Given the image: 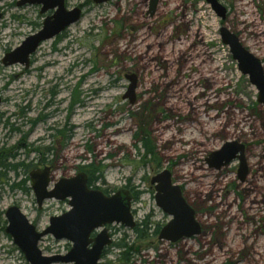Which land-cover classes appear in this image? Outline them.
Returning a JSON list of instances; mask_svg holds the SVG:
<instances>
[{"label":"rangeland","instance_id":"374dc122","mask_svg":"<svg viewBox=\"0 0 264 264\" xmlns=\"http://www.w3.org/2000/svg\"><path fill=\"white\" fill-rule=\"evenodd\" d=\"M18 1L0 0V159L24 165L6 176L0 168V212L16 205L45 231L50 217L70 209L57 199L38 208L30 173L44 168L50 147L51 188L98 167L104 178L93 188L134 195L137 226L108 225L113 243L100 264H264V104L221 37L222 27L237 34L264 66V0H218L226 18L207 0H161L154 18H141L146 0H66L67 9L84 4L83 17L42 43L28 70L4 66L3 57L54 10L41 14L42 5ZM138 27L145 41L136 40ZM127 74L140 76L135 104L123 97ZM42 114L51 117L39 122ZM235 141L245 145L244 182L238 159L220 170L209 163ZM163 170L197 212L201 235L159 239L172 219L158 207L151 181ZM6 225L3 214L0 264H30ZM71 247L52 235L40 242L50 256Z\"/></svg>","mask_w":264,"mask_h":264},{"label":"water","instance_id":"95a60500","mask_svg":"<svg viewBox=\"0 0 264 264\" xmlns=\"http://www.w3.org/2000/svg\"><path fill=\"white\" fill-rule=\"evenodd\" d=\"M66 0H19L17 5L23 7L27 4L42 5L41 14L54 10L47 16L43 27L37 33L28 35L26 39L9 51L3 57L4 66L21 64L28 69L31 57L39 46L53 38H57L71 25L82 18L80 7L67 9ZM97 3L108 0H95ZM218 16L223 18L226 8L218 0H207ZM160 0H151L150 10L155 12ZM0 13V22L3 20ZM221 37L229 46L234 60L238 61V69L242 74L249 76V80L259 91L258 102L264 104V66L262 60L251 53L244 46L242 40L231 30L222 27ZM129 87L123 96L129 98L131 104L137 100V76L127 74ZM0 97V105H1ZM238 159V178L246 181L249 173L245 145L235 142H227L220 150L210 155L211 168L218 170ZM51 170L49 168L34 169L30 173L32 187L37 197L38 208L42 209L46 200L57 199L66 201L69 199L71 208L66 213L50 217V224L45 231H39L35 224L16 205H12L5 212L8 220L6 232L18 248L23 252L30 264H100L103 252L113 242L108 225L122 224L128 228H135V216L132 213L133 195L128 190L121 189L111 195L105 194L101 189H94L88 184V174L77 173L73 177L60 178L50 188ZM155 186V200L160 209L172 216V219L159 233L161 241L171 243L185 238H193L202 234V225L197 219V212L184 196L182 187L177 184L169 170H163L152 177ZM1 216V213H0ZM100 230V231H99ZM99 231L96 236L95 232ZM46 235H52L58 240H69L72 243L67 255H45L40 248V242ZM124 264V263H122Z\"/></svg>","mask_w":264,"mask_h":264},{"label":"flooded vegetation","instance_id":"af4514ba","mask_svg":"<svg viewBox=\"0 0 264 264\" xmlns=\"http://www.w3.org/2000/svg\"><path fill=\"white\" fill-rule=\"evenodd\" d=\"M95 1V0H94ZM113 0H108L107 2H103V3H111ZM146 2V4L148 3V8H147V10H145V12H143V15L141 16V18H148V17H150V18H154L157 14H158V12H159V5H160V3H161V0H160V2H159V4H158V6H157V8H156V10H155V12L154 13H152V10H150V2H151V0H146L145 1ZM65 3H66V7H67V2L65 1ZM96 3H97V1H96ZM98 4H100V3H98ZM146 4H145V7H146ZM76 7H80L81 8V10H82V13L84 14V8H85V5L84 4H79L78 6H75V7H72L71 9H73V8H76ZM69 9V8H68ZM46 14V13H45ZM83 14H82V17H83ZM138 13L136 12V15H137ZM50 15H52V14H47V16H50ZM137 16H139V15H137ZM47 18V17H46ZM45 18V19H46ZM43 25V24H42ZM44 26V25H43ZM69 29V28H68ZM67 30V29H66ZM65 30V31H66ZM143 29H142V27H138L137 29H136V31L135 30H133V32H130L131 33V37L133 38L134 37V35H135V32H136V40H138V41H142V40H144L145 41V39H144V36H140V34L139 33H141V32H143L142 31ZM39 31V30H38ZM64 31V32H65ZM135 31V32H134ZM63 32V33H64ZM37 33V32H36ZM62 33V34H63ZM34 34V33H33ZM31 35V34H30ZM61 35V34H60ZM147 37V36H146ZM42 45V44H41ZM41 45L39 46V48H38V50L41 48ZM38 52V51H37ZM36 52V53H37ZM35 53V54H36ZM34 54V55H35ZM34 55H32V57L34 56ZM31 57V63H30V66L28 67V69L31 67V65H32V63H34V60H33V58ZM28 69H26V70H28ZM132 75H136V74H132ZM137 76V82H138V79L140 78V76L137 74L136 75ZM1 102H2V98H1ZM50 117H51V115L50 114H47V115H45V114H42V116H41V119L39 120V122H44V121H46V120H48V119H50ZM14 130H18V129H14ZM50 152H52V149L50 148V147H48V148H46V151H45V154H47V156H49V154H50ZM47 156L46 157H44V158H42V165H43V169H45V168H49L50 170H51V172H50V175H51V181H52V179H53V173H54V171H55V165L54 164H52V162L50 161V159L49 158H47ZM40 169V168H39ZM42 169V170H43ZM77 175V174H76ZM65 177H68V176H64V177H62V178H65ZM71 177H73V176H71ZM5 183V180L3 179V178H1L0 179V193H3V188H2V186L1 185H3ZM131 193V192H130ZM106 194V193H105ZM107 195H110V194H107ZM133 195V194H132ZM185 196V195H184ZM67 200V202H68V205H69V199H66ZM187 200V199H186ZM134 202V195H133V201H132V203ZM189 202V201H188ZM42 209H43V207H42ZM132 209H133V206H132ZM1 213V212H0ZM132 213H133V211H132ZM3 214L4 213H1V216H0V218L3 216ZM5 219H6V217H5ZM7 220V219H6ZM33 224H35V223H33ZM7 225H8V220H7ZM7 225H6V227H7ZM36 225V224H35ZM167 225V224H166ZM109 229V228H108ZM110 229H111V227H110ZM110 229H109V233H110ZM5 230H6V228H5ZM99 232L97 231V232H95V234L93 235V236H96L97 234H98ZM111 234V233H110ZM111 237H112V235H111ZM184 240V239H183ZM181 241V240H180ZM113 243V242H112ZM110 247V246H109ZM108 250V247H107V249H105V251L103 252V255H104V253L106 252ZM102 255V256H103ZM125 264V263H124Z\"/></svg>","mask_w":264,"mask_h":264},{"label":"trees","instance_id":"16d2710c","mask_svg":"<svg viewBox=\"0 0 264 264\" xmlns=\"http://www.w3.org/2000/svg\"><path fill=\"white\" fill-rule=\"evenodd\" d=\"M153 153V152H151ZM17 155H12L13 158H16ZM9 159L8 156H6V160ZM24 163L21 164H15V163H10L7 164L5 161H2V159H0V168H1V174L3 176H6V172L7 171H18V169L21 168V166H23ZM93 168V166H90ZM88 168V167H87ZM86 173L90 174L91 177H88V184H90V186H94V183L98 182V181H102L104 178V173L103 170L101 168L96 167V169H94L93 171H87ZM94 180V181H93ZM104 193H106V191H104ZM109 194V193H106ZM146 224V223H144ZM143 230V228L141 229L140 227L136 228L135 231L137 233H141Z\"/></svg>","mask_w":264,"mask_h":264}]
</instances>
